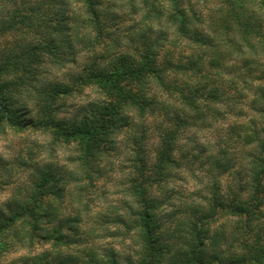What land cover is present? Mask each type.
<instances>
[{
  "label": "rangeland",
  "instance_id": "374dc122",
  "mask_svg": "<svg viewBox=\"0 0 264 264\" xmlns=\"http://www.w3.org/2000/svg\"><path fill=\"white\" fill-rule=\"evenodd\" d=\"M96 3L97 22L82 3H69L65 17L72 50L63 49L55 62L46 55L40 66L43 81L71 88L57 101L56 119L71 120L90 104H106L107 98L82 80L106 68L117 56H137L145 43L162 44L156 56L161 79H152L144 112L131 113L129 126L117 135L91 179L79 167L77 145L55 142L50 132L41 129L0 130V222L7 223L12 232L20 230L22 214H37L39 233L56 229L60 237L57 245L41 242L31 248L21 238L1 237L0 264L32 263L43 252L50 257L58 254L64 261L74 258L78 264L89 262L93 255L104 261L115 258L120 264L139 262L137 231L130 215L136 207L140 209L133 197V187L140 181L149 187L148 197L156 203L151 214L156 216L164 246L170 248L165 264L178 262L175 257L180 249L186 250L196 228L208 253L205 259L217 254L227 264L233 250L239 249L246 227L243 220L218 214V204L227 206L235 193L245 197L246 162L257 138L251 144L244 142V136L264 131V119L257 113L264 108V56L248 53L224 61L220 69L206 67L210 48L178 33L169 17L175 8L184 10L194 35L208 40L213 36L209 27L221 19L228 0ZM52 4V0H0V28L16 15L34 22L24 33L1 38L0 45L13 48L41 42L43 22L58 11ZM191 61L203 65L207 78L201 80L197 72L184 69ZM183 85L203 88L196 96L208 108L202 107L199 115L183 105L176 91ZM212 88L218 97L209 102L206 98ZM28 109L33 110L32 104ZM170 129L178 130L172 156L176 167L165 182H147L156 174L161 140ZM4 244H9L8 251Z\"/></svg>",
  "mask_w": 264,
  "mask_h": 264
},
{
  "label": "trees",
  "instance_id": "16d2710c",
  "mask_svg": "<svg viewBox=\"0 0 264 264\" xmlns=\"http://www.w3.org/2000/svg\"><path fill=\"white\" fill-rule=\"evenodd\" d=\"M70 2L82 3L94 21H98L96 0H52V5L58 7V11H55L53 19L43 22L45 33L42 34L41 42L17 44L13 48L0 45V130L41 129L50 132L55 142L77 145L79 167L86 178L91 179L97 173L104 155L113 148L117 135L129 126L131 113L144 112L145 95L152 79H161L156 56L162 44L145 43L137 56H117L103 70L91 73L82 81L95 86L108 102L102 105L90 104L85 113L74 119L57 120V101L69 94L71 88L52 81H43L39 70L44 63V56L49 55L55 62L63 49L66 52L72 50L65 17ZM169 17L178 33L193 38L201 47L210 48L211 55L206 67L220 69L224 61L232 60L233 57L243 58L248 53L251 56H257L259 53L264 56V0H228V6L222 11L221 19L209 27L213 36L208 40L194 35L193 25L184 10L175 8L169 13ZM32 23L34 22L30 17L16 15L11 22L0 28V39L15 32L24 33V28L30 29L29 25ZM198 65L199 62L191 61L184 69L192 74L197 72V77L200 76L201 80L207 78L206 69L202 64ZM256 65L260 66L258 61ZM176 91L180 93L183 105L195 114L199 115L203 111L202 107L208 108L207 104L203 106L197 98L203 92L200 85H197L196 89H189L184 85L177 86ZM217 97V90L213 89L206 99L212 102ZM29 104H32L31 111L28 109ZM257 113L264 119V108L259 109ZM254 137L257 140L253 142L255 144L249 151L246 162L249 180L246 183L245 197L233 193L234 198L227 206L218 204L221 203L218 201L220 198H216L218 209H221L218 214L226 213L240 221L243 220L246 227L239 249L233 250L229 255L227 264H264V131L247 133L244 142L249 141L252 144ZM177 140L178 130L170 129L164 133L156 174L147 182H162L168 179L171 169L176 167L172 156ZM149 193L145 182H136L133 187V197L140 209L136 207L130 216L134 219L141 258L139 262L127 261V264H165V257H168L170 251L169 246H164L156 216L151 214L156 203L152 197H148ZM39 220L37 214H22V224L20 230L18 229L20 232L15 229L10 232L8 224L0 222V239L5 236L6 240L8 235L13 237L11 241L21 238L20 241L30 248L41 242L59 244V230L39 233ZM187 241L186 250L180 249V255L175 257L178 262L172 261V264H224L221 255H210L208 260L205 259L208 253L197 228ZM8 245L4 244V251L9 250ZM52 262L78 264L74 258L64 261L58 254L50 257L49 252H43L33 258L32 263L26 261L24 264ZM80 264L120 263L115 258L104 261L93 255L89 262L82 261Z\"/></svg>",
  "mask_w": 264,
  "mask_h": 264
}]
</instances>
